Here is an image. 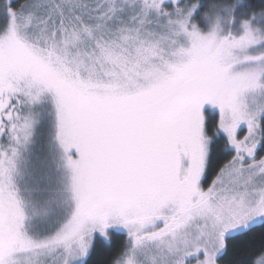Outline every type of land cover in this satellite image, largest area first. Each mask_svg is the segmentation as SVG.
<instances>
[{
	"label": "snow or ice",
	"instance_id": "obj_1",
	"mask_svg": "<svg viewBox=\"0 0 264 264\" xmlns=\"http://www.w3.org/2000/svg\"><path fill=\"white\" fill-rule=\"evenodd\" d=\"M0 264H264V0H0Z\"/></svg>",
	"mask_w": 264,
	"mask_h": 264
},
{
	"label": "trees",
	"instance_id": "obj_2",
	"mask_svg": "<svg viewBox=\"0 0 264 264\" xmlns=\"http://www.w3.org/2000/svg\"><path fill=\"white\" fill-rule=\"evenodd\" d=\"M14 2H15V0H14ZM21 2H22V0H21ZM257 242H259L258 234H257Z\"/></svg>",
	"mask_w": 264,
	"mask_h": 264
}]
</instances>
